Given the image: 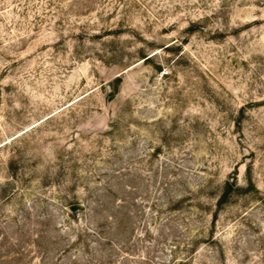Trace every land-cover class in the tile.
Listing matches in <instances>:
<instances>
[{
	"label": "rangeland",
	"instance_id": "1",
	"mask_svg": "<svg viewBox=\"0 0 264 264\" xmlns=\"http://www.w3.org/2000/svg\"><path fill=\"white\" fill-rule=\"evenodd\" d=\"M0 264H264V0H0Z\"/></svg>",
	"mask_w": 264,
	"mask_h": 264
},
{
	"label": "trees",
	"instance_id": "2",
	"mask_svg": "<svg viewBox=\"0 0 264 264\" xmlns=\"http://www.w3.org/2000/svg\"><path fill=\"white\" fill-rule=\"evenodd\" d=\"M227 196V195H226ZM226 196L224 198H226Z\"/></svg>",
	"mask_w": 264,
	"mask_h": 264
}]
</instances>
